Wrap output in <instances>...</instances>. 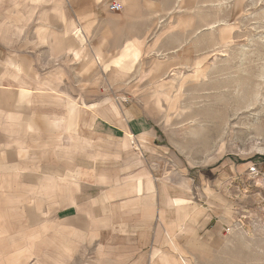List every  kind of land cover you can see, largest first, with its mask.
Here are the masks:
<instances>
[{
    "label": "crops",
    "instance_id": "0c3cea01",
    "mask_svg": "<svg viewBox=\"0 0 264 264\" xmlns=\"http://www.w3.org/2000/svg\"><path fill=\"white\" fill-rule=\"evenodd\" d=\"M239 7L240 0H0V149L16 156L0 166L15 174L0 192H9L8 221L15 215L28 225L8 235L10 245L23 235L27 243L36 227L42 253L61 263L94 256L91 264H150L163 250L174 255L178 233L193 239L209 229L218 204L207 187L205 206L193 200L195 178L144 101L81 104L95 82L73 81L142 78L134 69L146 52L179 53L172 64L190 54L182 49L208 48L210 34L222 36L223 47Z\"/></svg>",
    "mask_w": 264,
    "mask_h": 264
},
{
    "label": "rangeland",
    "instance_id": "374dc122",
    "mask_svg": "<svg viewBox=\"0 0 264 264\" xmlns=\"http://www.w3.org/2000/svg\"><path fill=\"white\" fill-rule=\"evenodd\" d=\"M238 10L240 19L224 36L227 43L223 47L218 46L223 37L210 34L208 48L182 49L190 54L177 56L172 64L170 58L179 53L146 52L139 59V69H134L141 71L142 78L73 81L81 87L95 82L97 92L88 88L81 104L111 100L127 107L134 97L143 100L148 115L160 125L195 178L193 200L205 206L203 188L207 187L209 200L218 204V215L212 216L207 231L194 233L193 239L178 233L170 242L174 255L167 256L163 250L148 257L150 264L171 260L180 264H264V0H240ZM198 70L202 76L195 78ZM135 87L139 93H134ZM175 98L176 106L170 105ZM2 146L0 166L5 161L14 163L15 153ZM49 153L52 157L53 151ZM4 170L0 168V184L15 178L14 172L9 178ZM8 195L0 192V235H5L0 240V264H91L94 256H75L61 263L64 257L43 254L47 245L42 246L35 221L27 243L23 235L10 245L8 235H19L28 225H21L15 215L8 221ZM48 246L55 251V245Z\"/></svg>",
    "mask_w": 264,
    "mask_h": 264
},
{
    "label": "built area",
    "instance_id": "2783aa9c",
    "mask_svg": "<svg viewBox=\"0 0 264 264\" xmlns=\"http://www.w3.org/2000/svg\"><path fill=\"white\" fill-rule=\"evenodd\" d=\"M109 9L110 11L112 12H115V13H120L121 10H122V7L119 3L113 1L110 5H109ZM227 234L230 232V228H227L226 230Z\"/></svg>",
    "mask_w": 264,
    "mask_h": 264
}]
</instances>
